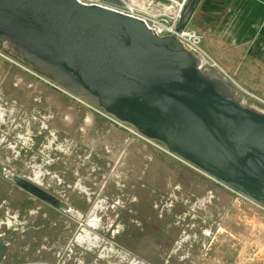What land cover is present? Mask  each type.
Listing matches in <instances>:
<instances>
[{
    "label": "rangeland",
    "instance_id": "1",
    "mask_svg": "<svg viewBox=\"0 0 264 264\" xmlns=\"http://www.w3.org/2000/svg\"><path fill=\"white\" fill-rule=\"evenodd\" d=\"M137 1L160 13L123 10L151 22L178 12L177 0ZM7 45L17 55L0 50V166L71 212L0 176V264H264L262 208L53 87ZM203 59L264 107L252 70L233 82Z\"/></svg>",
    "mask_w": 264,
    "mask_h": 264
},
{
    "label": "water",
    "instance_id": "2",
    "mask_svg": "<svg viewBox=\"0 0 264 264\" xmlns=\"http://www.w3.org/2000/svg\"><path fill=\"white\" fill-rule=\"evenodd\" d=\"M101 1L160 13L137 0ZM198 1L183 6L174 35L160 37L137 17L76 0H0V50L15 53L12 45L33 70L77 100L131 125L264 208V107L175 36ZM0 176L67 211L66 204L1 166Z\"/></svg>",
    "mask_w": 264,
    "mask_h": 264
},
{
    "label": "crops",
    "instance_id": "3",
    "mask_svg": "<svg viewBox=\"0 0 264 264\" xmlns=\"http://www.w3.org/2000/svg\"><path fill=\"white\" fill-rule=\"evenodd\" d=\"M177 1L179 9L188 0ZM186 30L197 36L204 58L220 59L227 76L244 81L252 70L261 83L252 89L264 96V0H199Z\"/></svg>",
    "mask_w": 264,
    "mask_h": 264
},
{
    "label": "built area",
    "instance_id": "4",
    "mask_svg": "<svg viewBox=\"0 0 264 264\" xmlns=\"http://www.w3.org/2000/svg\"><path fill=\"white\" fill-rule=\"evenodd\" d=\"M79 4H82V5H85V6H98V7H101V8H106V9H110V10H113V11H116V12H119V13H122V14H127V15H130V16H133V17H137L139 19H141L145 24L146 26L151 30V31H154V33L160 37H164V36H172L174 35L175 33V28H176V24H177V21L180 17V13L182 11V8L183 6H181V8L178 9V12H176V15H174L172 18L169 19L168 22H163V21H156V22H151V20H147L146 18H141V17H138L134 14H131V13H128V12H125L122 8V9H119V8H115V7H111V6H108L106 4H104L101 0H76ZM176 38L183 44V46L188 50V51H194L195 53H197L199 56H201L202 58L204 57V54L203 52L201 51L200 49V42L197 38V36L189 31L186 30V28L184 30H182L180 33L176 34L175 35ZM227 76V75H226ZM229 78V76H227ZM50 84L53 86V87H58L56 86L55 84H53L52 82H50ZM59 88V87H58ZM80 101V100H79ZM90 107V106H89ZM103 116L106 117L107 119L113 121L116 125H118L120 128L124 129L125 131L129 132L130 134L138 137V138H141L147 142H154L155 140H151V139H148L144 136H142L134 127H132L131 125L129 124H126V123H123V122H120L118 121L117 119H115L114 117L106 114L105 112L103 113ZM158 142V141H156ZM160 143V142H158ZM162 144V143H160ZM163 152L165 153H168V154H171L175 157H177L178 159H180L181 161L185 162L186 164H188L189 166H191L192 168L196 169L195 167H193L192 165H190L189 163H187L185 160H183L182 158H180L179 156L175 155L174 153H172L166 146H164L162 144V148H160ZM198 170V169H197ZM200 171V170H199ZM203 173V172H202ZM206 175V174H205ZM208 176V175H207ZM231 190V189H230ZM233 191V190H232ZM234 193L238 194L237 192L233 191ZM240 195V194H238ZM241 197H243L244 199L250 201L249 199L245 198L244 196L240 195ZM252 203V201H251ZM254 203V202H253ZM255 204V203H254ZM257 205V204H256ZM260 207V206H259ZM262 208V207H260ZM264 210V208H262Z\"/></svg>",
    "mask_w": 264,
    "mask_h": 264
},
{
    "label": "flooded vegetation",
    "instance_id": "5",
    "mask_svg": "<svg viewBox=\"0 0 264 264\" xmlns=\"http://www.w3.org/2000/svg\"><path fill=\"white\" fill-rule=\"evenodd\" d=\"M48 194V193H47ZM48 195H50V194H48ZM51 196V195H50ZM53 197V196H52ZM53 198H55V197H53ZM55 199H57V198H55ZM39 200V199H38ZM58 200V199H57ZM59 201V200H58ZM61 202V201H60ZM63 203V202H62ZM47 204V203H46ZM64 204V203H63ZM48 205H50V204H48ZM51 206V205H50ZM51 207H53V206H51ZM53 208H55V207H53ZM55 209H57V208H55ZM58 210V209H57ZM61 211V210H60ZM63 213H70L71 212V209L68 207V209H67V211H62ZM74 213V212H73Z\"/></svg>",
    "mask_w": 264,
    "mask_h": 264
},
{
    "label": "bare ground",
    "instance_id": "6",
    "mask_svg": "<svg viewBox=\"0 0 264 264\" xmlns=\"http://www.w3.org/2000/svg\"><path fill=\"white\" fill-rule=\"evenodd\" d=\"M135 10V9H134ZM145 13V12H144ZM147 14V13H146ZM141 15H143V14H141Z\"/></svg>",
    "mask_w": 264,
    "mask_h": 264
}]
</instances>
